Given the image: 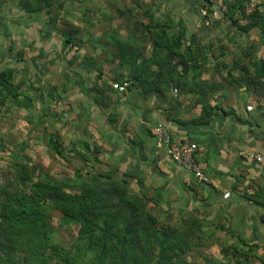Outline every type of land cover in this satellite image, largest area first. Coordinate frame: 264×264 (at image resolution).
I'll list each match as a JSON object with an SVG mask.
<instances>
[{"label":"rangeland","instance_id":"obj_1","mask_svg":"<svg viewBox=\"0 0 264 264\" xmlns=\"http://www.w3.org/2000/svg\"><path fill=\"white\" fill-rule=\"evenodd\" d=\"M162 1H164L163 6L169 5L172 8H167V10L160 8ZM175 1L65 0L56 30L51 29V31L45 14L31 16L17 6L18 0H6V5L0 7V62H2L0 71L11 67L15 73V82L29 100L25 99L22 96L23 93L20 92L19 101L24 106L19 108L7 94L9 87L4 88L3 93L0 92V99L5 98L2 106L0 104V184L1 178L9 176L11 169H16V164L21 163V160L16 159L15 153H18L19 157L33 160L34 164L44 171L48 170L53 174L58 173L70 178V187L74 191H79V189L82 191L91 186L103 193L107 190L106 181L101 180L104 178L97 179L96 176L100 172L102 175L106 174L112 167L117 168L112 169L113 172H118L113 173L112 180L117 181L129 197H132L138 205L143 206L144 211L157 218V228L167 234L179 232L180 235L175 242L186 246L188 250L182 255L183 261L189 264H228L227 262L231 261L229 256H223L221 248L216 249L214 246L210 248L211 240L207 241L202 237L200 224L185 213L182 202L169 199L158 200V195L153 191L155 187L152 182L157 181L159 175L155 174L156 178L148 176V170L144 169L143 147L146 150L147 146L140 144L136 134L140 130L138 118L142 117L141 112L143 113L153 97L144 96L134 88H130L124 94L111 91L107 85L92 86L95 82V72L90 66H81L77 61L69 64L73 52L62 47V37L58 33L72 34L80 31L78 38H88L96 45L89 50L83 48L77 55L81 52L87 56L93 51L101 55L98 59L104 64L115 68L109 63L108 58L112 50H103L98 44L100 41L107 40V34L113 33L121 42L128 44L129 48L133 49L135 46L142 48L145 56H149V40L143 42L145 33L142 32V27L148 22L144 13L151 11L157 20L165 23L168 21L172 24L178 23L180 28L176 26L174 34L182 29L186 43L194 38L198 48L209 50L208 65L204 67V71H202L203 67L199 69L201 79L216 81L221 78L222 80L226 73L217 71L219 68L215 65L218 62V66L222 63L227 66L238 60L241 62V67L250 71L249 60L264 58L262 28L252 30L247 35L242 34L232 28L225 18L219 19L220 14L203 17L201 10L205 8L202 5L199 7L200 15H196L195 8L192 6L198 0H177L179 1L177 3ZM173 2L176 5H173ZM244 2L246 5L264 4V0ZM220 33L222 34L217 36ZM133 36L136 38L133 39ZM108 47L111 48V46ZM221 51L225 54L231 51L235 53L219 58L218 53L220 54ZM4 55L8 58L7 64L2 61ZM232 74L235 78L238 77V73ZM219 88L212 91L210 89L201 90V96L204 98L198 100L204 102L210 97L212 99L217 95ZM241 89L243 88L233 86L227 91L233 96ZM173 94V91H169L166 96L172 100V96H175ZM255 99L256 101L262 100L263 103L259 107L249 105L255 114L252 119L253 125L263 132L264 93L260 87L256 91ZM159 100L156 102L159 103ZM177 101H172V109L176 110L179 107L175 103ZM214 106L218 105L214 104ZM127 112H132L134 116L131 118L132 114ZM125 118H128L130 122H125ZM144 126L147 131L151 132L152 125L146 123ZM126 132H129L130 136ZM49 134H56L59 142H62L64 158L61 159L50 149H46ZM113 141H116L118 145L116 149L122 151V154L118 155V152H113L112 155L103 159V163H100L99 159L94 162L91 154L89 156L93 163H87L80 155L81 152H86L84 144L89 145L90 150L97 147V150L104 152L106 149L105 152L108 153L113 146ZM100 142L102 145L98 144ZM103 142L112 146L108 147L106 144L103 146ZM74 146L76 151L70 152L69 149ZM136 148L141 150L140 155L133 153L135 150L130 152L131 149ZM125 149L128 152L123 154ZM122 157L129 162L119 169V161ZM154 169L150 164V171L153 172ZM53 204L50 201L47 204V213L54 231L53 240L68 247L76 236L77 227L70 221L64 220L54 209ZM179 206H182V209H179ZM176 208L179 211H176ZM144 220L143 215H136L135 222L139 227L145 226ZM193 222L195 226L192 227ZM206 251L209 253L208 256L205 255ZM217 257L218 261H221L215 263Z\"/></svg>","mask_w":264,"mask_h":264},{"label":"trees","instance_id":"obj_2","mask_svg":"<svg viewBox=\"0 0 264 264\" xmlns=\"http://www.w3.org/2000/svg\"><path fill=\"white\" fill-rule=\"evenodd\" d=\"M63 1L65 0H18L17 6L31 16L45 14L50 30H56L64 6ZM245 5L241 0L226 1L219 19L225 18L232 28L246 35L252 30L262 28L263 37L264 4L254 5L253 12L247 17V23L241 25L235 16L244 15ZM202 6L206 10L203 17L212 15L211 0H202ZM144 14L148 22L142 27V32L145 33L142 40H149V56H145L142 48H129L128 44L121 42L113 33L107 34L106 41L97 43L103 50H112L111 58H108L115 68L104 64L98 59L101 55L93 51L87 56L81 52L77 55L83 48L89 50L96 45L88 38H78L80 31L72 34L58 33L62 37V47L73 52L69 64L77 61L81 66H90L95 72L92 86L107 85L116 93H124L134 88L144 96H154L161 101L167 98V92L173 91V99L167 98L164 103L171 111L172 101L187 94L200 96L201 90L207 89L197 87L196 82L201 81L199 69L208 64L209 50L198 48L194 38L190 39L189 44L186 43L182 29L174 34L175 27L180 28L178 23L157 20L151 11ZM134 38L136 37L133 36ZM221 53L224 56L225 52ZM240 63L237 60L231 65L236 68ZM248 66L250 71L244 67L237 69V78L231 71L226 72L224 81L230 86L237 84V87L243 88L254 106L259 107L263 101H256L255 94L259 87L264 93V58L249 60ZM197 78L199 79L196 80ZM6 87H9L7 94L12 102L19 108L24 106L19 101V93L22 91L15 82L13 69L0 71V92L3 93ZM22 96L29 100L24 93ZM4 99H0L1 106ZM175 103L180 107L179 101ZM199 106L200 115L189 120V124L205 125L218 111L224 115L232 112H225L219 106L208 103H201ZM171 122L188 124L187 120L182 122L174 118H171ZM47 137L46 149H50L61 159L64 158V146L57 135L49 134ZM83 146L86 152H81L80 155L84 160L93 163L89 156L91 154L94 162L98 161L100 151L97 147L90 150L89 145ZM74 150L75 146L69 149L70 152ZM15 157L21 163L16 164V169H11L9 176L1 178L0 184V264H189L182 259V255L188 252L186 246L175 242L179 232L167 234L157 228V218L144 211L143 206L138 205L117 181L112 180L113 173L118 172L109 170L104 175L98 173L96 178H104L101 180L106 181L107 190L103 193L91 186L82 191H74L70 187V178L44 171L33 160L19 157L18 153H15ZM49 201L54 203V209L64 220L77 227L76 236L68 247L53 240L54 231L47 213ZM137 214L144 216L145 226L137 225ZM234 252V264H241V258L254 256L249 250L236 249Z\"/></svg>","mask_w":264,"mask_h":264},{"label":"crops","instance_id":"obj_3","mask_svg":"<svg viewBox=\"0 0 264 264\" xmlns=\"http://www.w3.org/2000/svg\"><path fill=\"white\" fill-rule=\"evenodd\" d=\"M5 2L6 0H0V7L6 5ZM177 2L179 1L176 0L175 3ZM163 3L164 1H162L160 8L166 10L172 8L169 5L163 6ZM175 3L173 5H176ZM200 5H202V0H198L192 6L195 8L196 15H200ZM183 20L186 21L185 18ZM231 53L235 52H226L224 56H221L222 53H218V57L225 58ZM208 56L210 57V55ZM2 61L8 63L7 56L4 55ZM217 64L215 65L219 68L217 71L225 73L228 71L237 73V69L241 67L234 68V65L226 66L222 63L218 66ZM0 66H2V62H0ZM201 67L204 71L206 65ZM212 67L214 68V66ZM214 70L216 69L214 68ZM224 77L222 80L221 78L216 81L201 79V81L196 82L197 87H208L207 89L211 91L220 87L217 95L212 99L210 97L208 102L205 99H203L204 102L199 101V98H204L201 95L187 94L178 99L182 106L170 111L169 107L164 105L165 100H159L157 103L158 98L154 96L151 98L150 104L140 114L142 117L139 116L138 118L141 128L138 127L140 130L136 133L137 140L141 142L142 146H147L146 150L143 147L145 158L142 160V164H144V169L148 170V176L156 178L155 174L159 175L158 180L152 182L155 187L152 189L158 195V200L169 199L174 202H182L185 213L200 224L202 237L207 241L211 240L210 248L212 246L216 249L221 248L223 256H229L231 261L227 263L232 262L234 264L236 260L232 258V255H235L234 250L241 249L249 250L254 254V256L251 254L252 257L248 259H239L241 264H264V167L248 157L260 155L264 158V131L262 132L253 125L252 119L255 114L249 108V105L254 106L252 99L243 89L238 90L233 96L230 95L227 90L233 86L223 82ZM204 80L206 82H203ZM234 87L236 88L237 84ZM201 103H208L212 106L217 104L225 112L228 110H232V112L224 115L218 111L205 125L189 124V120L200 115L199 105ZM127 113L132 114V112ZM132 116L134 114L131 115V118ZM171 118L179 119L182 122L187 120L188 124H175L171 122ZM126 121L130 122L128 118H125ZM146 123L152 126L161 124L168 128L172 140L192 145L195 148L196 162L209 178L210 183H198L191 174L175 166L164 146L156 142L152 132L147 131L144 126ZM126 133L130 136L129 132ZM98 144L102 145L101 142ZM105 144L103 142V146ZM117 147L116 141H113V146L108 153L105 152L106 149L104 152L101 150L99 162L103 163V159L110 154L112 155L113 152H118V155L122 154V151H117ZM132 151L136 155L141 153L138 148L131 149L130 152ZM126 152H128L127 149L123 154ZM128 162L129 160L122 157L118 168L121 169ZM150 164L155 168L153 172L150 171ZM112 169L116 170L117 168L112 167ZM144 175L146 176V173ZM140 186L141 183L138 184V188ZM177 209L176 211H179ZM179 209H182V206H179ZM191 226H195V223H191ZM205 255L208 256L209 253L206 251ZM216 259L215 263L221 261H218V257Z\"/></svg>","mask_w":264,"mask_h":264},{"label":"built area","instance_id":"obj_4","mask_svg":"<svg viewBox=\"0 0 264 264\" xmlns=\"http://www.w3.org/2000/svg\"><path fill=\"white\" fill-rule=\"evenodd\" d=\"M228 0H211L213 7L211 8L212 15L216 16L224 9L225 2ZM254 5L248 4L245 5L244 15L236 14V18L241 25L247 23V17L253 12ZM201 13L205 15L206 10H201ZM121 91V90H120ZM152 134L156 142L167 150L170 158L173 163L182 169L183 171L191 174L193 179L202 184H209V178L202 172L199 167L196 159L194 157L195 148L189 143H180L172 140L171 134L165 126L157 124L151 128ZM250 159H253L257 164L264 167V158L260 155H251L248 156Z\"/></svg>","mask_w":264,"mask_h":264}]
</instances>
